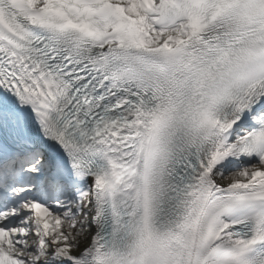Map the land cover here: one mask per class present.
<instances>
[{"label": "snow or ice", "instance_id": "snow-or-ice-1", "mask_svg": "<svg viewBox=\"0 0 264 264\" xmlns=\"http://www.w3.org/2000/svg\"><path fill=\"white\" fill-rule=\"evenodd\" d=\"M0 264H264V0H0Z\"/></svg>", "mask_w": 264, "mask_h": 264}]
</instances>
